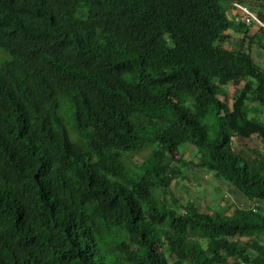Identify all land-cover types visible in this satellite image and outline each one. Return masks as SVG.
<instances>
[{
  "label": "trees",
  "instance_id": "trees-1",
  "mask_svg": "<svg viewBox=\"0 0 264 264\" xmlns=\"http://www.w3.org/2000/svg\"><path fill=\"white\" fill-rule=\"evenodd\" d=\"M233 2L264 20V0H0V264H264V160L233 147L264 146V33ZM186 167L254 208L175 194Z\"/></svg>",
  "mask_w": 264,
  "mask_h": 264
},
{
  "label": "rangeland",
  "instance_id": "rangeland-1",
  "mask_svg": "<svg viewBox=\"0 0 264 264\" xmlns=\"http://www.w3.org/2000/svg\"><path fill=\"white\" fill-rule=\"evenodd\" d=\"M258 32H260V31H258ZM259 34L257 33V35H259ZM261 35L262 34H260L259 36H261ZM248 44H249V42L247 41V43L245 44V48H249ZM250 51L253 54L256 62L262 68H264V37L263 36H261L259 38H255L254 44L251 45ZM227 90H228V96L226 98V102L229 105H232V101L234 98L236 87L232 84L228 87ZM258 106L261 108H264V106H261V105H258ZM64 107H65V103L63 102L62 109H61V114L63 116H64ZM68 112H69V110H68ZM260 121H264V119H262L260 117ZM66 122H67L68 130H69L70 139L72 140V142H77L75 140V138L78 137V133L75 131V129L72 127V125L69 124L68 119H66ZM204 124H206L210 129V137L214 138L218 126H217V123H216L215 119L213 118V116L211 115L206 120H204ZM151 147L153 149H157V146H155V145L151 146ZM151 147L150 148H144L140 152L132 155L133 156V162H134V165H136V167L138 164H140L144 159H146L149 156L150 149H152ZM186 147H187L186 145H182L179 148L180 155L184 154L183 155L184 160L190 161V160H193L194 158H196V156L198 155V153H197L198 149L195 148V146H188L187 149H186ZM233 147H234L235 152L238 154H241L243 156L250 157V158H254V156H257L260 160H264V146H263L261 140L257 136H253L252 138H236L235 137ZM261 153H263V154H261ZM130 166H131V168L133 167V169L136 168L133 165H130ZM181 167L182 166H180V168ZM190 170H192V172H190ZM202 171H203L202 169H196L195 170V169H191V167L182 168V172L180 170L181 176L179 178L177 186L175 187V189L177 191V192H175V194L180 193L182 195V197H186L187 199H195L196 196L199 198H203L204 196H206V194L203 190L206 187H208L207 182L204 184H201L199 181L195 182V180H193L192 176H191V175H197V174L201 175ZM195 179L197 180V178H195ZM183 181H185V182H183ZM208 181L212 185H217V182L215 183V180H214V178H212V176L210 177V179ZM187 184L190 185V191L185 190L186 187H184V188L182 187L183 185H187ZM221 195H223V194H221L219 192H214V194L212 196L214 199H217V198L221 197ZM206 200L212 201V205L210 207H208L207 209H205L206 211H210V212L219 211L223 214L226 213L227 215H231V214H229L230 210L231 211L235 210V209L232 210V207L234 205H230V209L226 210V209H223L221 207L222 206V205H220L221 202H216L214 200H208V199H206ZM235 208H237V207H235ZM242 208L249 209V206L246 205ZM243 239L247 240V238H245V237ZM241 241H242L241 245H243L244 241L243 240H241Z\"/></svg>",
  "mask_w": 264,
  "mask_h": 264
},
{
  "label": "clouds",
  "instance_id": "clouds-1",
  "mask_svg": "<svg viewBox=\"0 0 264 264\" xmlns=\"http://www.w3.org/2000/svg\"><path fill=\"white\" fill-rule=\"evenodd\" d=\"M238 5H244V6H247V7H249L250 8V6H248V5H246V4H244V3H239V2H233V4H232V7H233V10L232 9H230L229 11H234L235 12V17H237L238 18V21L240 22V23H242L243 25H245V26H247V27H249V28H251V29H257L256 30V32L257 33H259L258 31H262L263 33H264V29L263 28H260L258 25H256L255 23H253V24H247L246 23V21H245V16H244V13H243V11L238 7ZM251 9V8H250ZM252 11H254L256 14H257V16H258V18L264 23V20L262 19V18H260V16H259V14H258V11L257 10H253V9H251ZM73 127V126H72ZM183 182H185V181H183ZM184 187H187L188 189L190 188V185H183ZM222 198H223V202H225V200H228L229 202H232L233 203V197L232 196H230L229 194H223L222 195ZM217 202V201H216ZM240 208H242V207H244V206H239ZM249 209H252V208H249Z\"/></svg>",
  "mask_w": 264,
  "mask_h": 264
},
{
  "label": "crops",
  "instance_id": "crops-1",
  "mask_svg": "<svg viewBox=\"0 0 264 264\" xmlns=\"http://www.w3.org/2000/svg\"><path fill=\"white\" fill-rule=\"evenodd\" d=\"M232 10H233V7H232ZM231 14L232 15H234L235 16V12L234 11H232L231 12ZM255 30H257V29H253V31H255ZM207 184H208V187H214V185H212L210 182H207ZM183 188H184V186H182ZM189 191H190V188L188 189ZM200 193V192H199ZM205 197V196H204ZM206 199H208V200H211L210 199V196L209 195H207L206 194ZM221 198H222V195H221ZM222 200H223V198H222ZM257 202H255V204H256ZM226 206H225V205ZM220 205H222L221 207L223 208V209H230V205H234L233 207H232V210H234L235 209V207H238V206H249V208H254V206L251 204V202L250 201H247V200H244V199H242V197L241 196H238V197H236V196H234V198H233V203L232 202H229L228 200H225V202H223V201H221V204ZM228 207V208H227ZM232 212L233 211H231L230 210V213L229 214H232Z\"/></svg>",
  "mask_w": 264,
  "mask_h": 264
},
{
  "label": "built area",
  "instance_id": "built-area-1",
  "mask_svg": "<svg viewBox=\"0 0 264 264\" xmlns=\"http://www.w3.org/2000/svg\"><path fill=\"white\" fill-rule=\"evenodd\" d=\"M238 7L243 11L245 16L244 18L247 24L255 23L260 28L264 29V23L258 18L257 14L254 11L244 5H238Z\"/></svg>",
  "mask_w": 264,
  "mask_h": 264
}]
</instances>
